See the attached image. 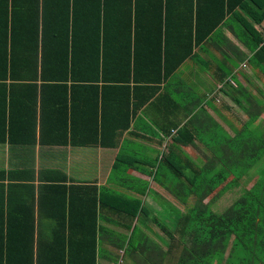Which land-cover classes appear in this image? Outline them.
I'll return each instance as SVG.
<instances>
[{"label": "trees", "instance_id": "1", "mask_svg": "<svg viewBox=\"0 0 264 264\" xmlns=\"http://www.w3.org/2000/svg\"><path fill=\"white\" fill-rule=\"evenodd\" d=\"M251 1L260 8L255 19H264V2ZM246 3L247 0H0V140L6 138V131L11 140L16 105L20 106L22 119L30 113L34 133L37 95L40 119L43 95L51 98V106H62L63 120L56 124L62 131L58 141L54 139L55 122L48 116L44 120L54 131L47 133L48 143L114 146L115 137L129 126L130 112L163 95L183 116L188 115L190 107L169 92L158 91L160 83L193 55L194 45L208 39L235 5L251 8ZM123 17L127 21V54L117 65V52L106 49L110 41L106 33L112 29L116 32L118 20ZM243 23L240 31L247 32L249 38L237 35L250 54L242 52L237 58L245 57L264 73V39L248 22ZM89 29L95 34L91 46L86 38ZM140 31L146 33L142 41L137 40ZM139 42L152 46L154 52L139 50ZM111 43L114 48L118 45L117 39ZM108 57L113 71L105 69ZM226 72L228 76L223 79ZM233 74L229 69L218 77L222 86H233L231 98L245 113L238 128L226 120L232 134L209 113L205 124H195L194 118L179 126L176 121L172 124L176 146L188 145L197 138L208 147L209 155L198 166L179 148L170 152L166 162L168 184L186 200L183 208L170 207V226L145 205L132 204L125 215H117L122 222L129 221L125 224L129 228L137 214L143 223L156 224L167 237L157 234L155 239L142 232L135 241L133 226L129 236L111 239L124 253L132 249L130 259L132 254L139 256L135 264H171L172 254L174 264H264V127L258 121L264 103ZM23 79L28 90L13 93L15 81ZM79 87H89L92 92L84 97ZM107 94L109 100L105 99ZM75 102L80 115L72 110ZM33 172L32 168L5 174L0 170V179L18 178L4 186L0 183V264H97L96 234L101 227L94 195L90 202L86 196L76 195L73 185L62 183L63 174L59 176L54 167L38 169L34 187ZM251 175L252 183L225 207L219 211L211 208V202L224 189ZM144 189L142 183L136 191L142 194ZM33 199L40 211L41 204L46 209L52 206L45 213L57 227L46 237L34 230ZM44 199L49 203H41ZM24 202L29 212L20 210L14 215L9 206ZM163 204L167 201L163 200ZM115 259L116 253L110 257L111 261Z\"/></svg>", "mask_w": 264, "mask_h": 264}, {"label": "crops", "instance_id": "2", "mask_svg": "<svg viewBox=\"0 0 264 264\" xmlns=\"http://www.w3.org/2000/svg\"><path fill=\"white\" fill-rule=\"evenodd\" d=\"M261 1L264 2V0ZM245 5H250L251 8L243 9L235 5L231 11L227 12L223 21L215 27L210 37L194 45L192 49L193 55L185 58L171 76L160 83V89L158 91L169 92L172 96H175L182 105L190 107V113L188 115L183 116L179 108L173 107L168 101L167 96L163 95L158 100L157 98H153L141 106H137L133 109V112H130L128 120L129 126L121 132L119 131V135L115 137L116 143L114 146L91 145L90 143L88 145H73L69 143H48L47 141L49 138L47 133H54V131H56L54 138L55 142L58 141L62 135V131L57 130L59 127L56 125L63 120L62 106H51L52 103H49L51 98L43 95V108L40 119L38 115L39 98L38 95L36 96L34 133L32 132V125L30 124V113L25 118V121V119H22L23 117H19L21 116V113L18 111L20 106L16 105L14 109L15 117L13 121V130L11 131L12 133H9L11 140L7 138V131L5 132L6 138H4L3 141L0 140V170L5 174L9 170L14 171L20 168H32L34 170V177L31 182L35 187L37 183L36 172L38 169L54 167L58 170L59 176L63 174L62 183H71L73 185L72 191L76 195H84L88 200L94 195L96 198V211L99 214L97 223L99 227H101L97 231L99 234H96L97 264H111L117 258L120 259L119 264H122L125 253L122 249H116L111 239L116 241L118 240L116 236H129L133 226L135 227L134 236H137V232H140V235L142 232H146L143 230V228H145V223L142 222L140 217L137 218V214L136 217L132 219L129 228L125 225L129 222L127 219L122 222L120 218L117 217V215L119 217L125 215L126 212L124 211L128 210L132 204L147 206L155 216L157 211L160 212L166 209V217L169 216L168 211H170L171 206H174V203L170 202L165 196L163 197L160 195L159 191L164 189L166 192L172 194L173 189L168 184L169 166L166 162L169 159V154L170 156L172 155L170 152L175 150L176 147L183 151V146L179 143L176 146L174 142L175 127L172 126L173 122H178L179 126L187 120L194 118L193 121L195 124H205L207 114L209 113L212 118L223 125L221 120H227V118H225V113H223L219 107L223 106L229 108V104L222 103L221 105L215 106L214 98H217V94L227 99L230 103L234 101L230 95V93L233 92L231 91L233 86L230 87L229 84H223L222 86V83L218 80L222 71L231 69L238 82H241V84L245 86V89L251 93L252 91L248 88V85L246 83L244 84V82L236 76V72L246 74V81L250 83L251 88L252 84L257 85L254 76L258 75V73L248 75L245 70L242 71V64H245L244 68L247 67V61L245 57L242 60H238L237 56L242 52L248 56L250 50L239 39L237 34L248 40L249 34L247 32H243L242 34V31H240V27L244 24L243 22L246 21L258 32V35L264 39V19L259 21L255 19L259 16L258 11L260 8L252 3L251 0H247ZM126 22L125 17L119 19L117 31L115 32L114 29H112V31L106 33L107 40H110L106 43L108 44L106 49H108L110 53L117 52V65L125 59L127 54V45L125 44L127 39L125 30ZM137 34V40L142 41L146 33L140 31ZM86 38L88 42L90 41L91 46L95 40V34L92 30L89 29L86 31ZM115 39L118 41L116 48H114L113 43H111ZM149 39L151 40L152 38L150 37ZM137 46L139 50L154 52L152 46H144L141 42H139ZM208 51H210L214 57L205 54ZM228 59L230 60L228 61ZM107 60L105 69L111 71L115 70L110 62V57H108ZM184 65H187V68H189L191 72L188 77L190 76L195 79L189 81L188 85L185 87L183 81L187 73H179ZM223 65H225V67H223ZM250 67H252L249 68L250 70L259 71L256 66L250 65ZM227 76L228 73L226 72L223 79ZM26 82V79L16 80L13 93L18 95L24 94L25 90H28V86H25ZM217 82H219L220 88L216 86ZM5 83H8V81H5ZM97 84L100 83L97 82ZM47 89L48 88H46V90ZM1 90L2 87L0 86V92ZM257 90L260 93L264 92V81L262 84L260 83L257 85ZM79 91H82V96L85 97L88 93L91 94L92 89H89V87H79ZM183 91V98L176 95ZM53 92H55V90ZM105 97L106 100L110 98L108 94L105 95ZM259 99L264 103V95L259 97ZM88 101L93 102L92 98H89ZM15 103L18 104L17 102ZM20 103L23 102L20 101L19 104ZM97 103L99 104V101ZM28 104H31V102H28ZM78 107L77 102H75L72 106V110L75 114L80 115L78 112L79 110H77ZM85 111L86 110H84V112ZM51 112L54 114L51 115ZM195 113H197V115H195ZM89 114H91V111H89ZM47 116L55 122L54 131H52L50 124L44 121ZM220 118L221 120H218ZM110 141H112V139H110ZM193 141H195V139H193ZM191 144H193V142L188 145ZM118 158L119 160L116 163ZM115 163L117 165H115ZM114 165L118 166V168H113ZM74 168L76 171H74ZM78 168L81 171V175L77 174ZM164 168L167 170H163ZM84 171L86 175H83ZM17 180L18 178L7 180V178L4 177L0 179V183L4 186L6 182H15ZM142 183H145V189L141 194L136 190L141 188ZM147 198L151 200L150 203H146L145 200H147ZM163 200L167 201V204H163ZM126 202H128V204ZM24 203L15 206L10 205L9 208L13 213L15 212L14 215L20 210L23 213H27L29 212V208H27L28 203ZM41 203H49V201H45L44 199ZM41 206L42 208L40 211L39 208H37L36 200L33 199L32 210L34 215V230L43 232V237H46L47 232L54 231L57 227V223L54 219H50V216H47L45 213L46 210H52V206L47 205V209L45 204H41ZM118 211L123 212L118 214ZM14 224L15 223L10 227H13ZM146 228L147 231L151 230L150 226H146ZM51 235L52 234L48 235V237L51 238ZM140 238V236L134 237V240L137 241V239ZM116 251L118 253H116ZM115 253L117 258L111 261L110 257ZM125 257L126 260L130 258V256Z\"/></svg>", "mask_w": 264, "mask_h": 264}, {"label": "rangeland", "instance_id": "3", "mask_svg": "<svg viewBox=\"0 0 264 264\" xmlns=\"http://www.w3.org/2000/svg\"><path fill=\"white\" fill-rule=\"evenodd\" d=\"M205 54L209 55L210 57H214L213 54H211L210 51L206 52ZM229 60L230 59H228V61ZM242 65H243L242 66V68H243L242 71L245 70L246 73H248V75L257 74L258 73V75L254 76V80L257 83V85L260 84V83L261 84L263 83L264 75H263L262 72H259L258 70H256L257 72L254 71V70H250L249 68H252V67H250V62H247V67H248L249 70L247 69V67L244 68L245 64H242ZM223 67H225V65H223ZM182 72H186L187 73L186 75L184 74L185 75V77H184L185 80L183 81V85L185 87V86L188 85L189 81H193L195 79L191 78L190 76L188 77V75L191 74V72L189 71V68H187V65H184L182 67V70L179 73H182ZM236 76L239 77V79L242 82H244V84L246 83L248 85V88L252 91V93H255L259 97H262L264 95V92H262V93L258 92L257 85H253L252 84V88H251L250 83H248L246 81V74L245 73L241 74L240 72H236ZM230 82H232V81L230 80ZM232 84H234V82ZM216 86H220L219 82L216 83ZM176 95L179 96L180 98H183L184 97V91L180 92V93H178ZM216 97L217 98H214L215 106L221 105L222 103L223 104H227L228 103L229 104L228 105L229 108H225L223 106H221L219 108H220V110L223 113H225L224 114L226 116L225 118H227V120L230 121V124H232L236 128L240 127L241 124L244 121L245 113L242 110H240L238 108V106L234 102L230 103L229 101H227V99H224V97L218 96L217 94H216ZM218 120H221V118L218 119ZM259 120H260L261 125H263V127H264V108L261 110V112L259 114L258 121ZM221 122H222L224 128L226 130H228L229 133L232 134V130H231L229 124H227L226 120H221ZM180 145H182V144H180ZM182 146L181 147H182L183 151L186 153V155L198 166L204 162L205 156L209 155L208 147L205 146L203 143H201L197 138L195 139V141H193V144H191V145H182ZM74 165H76V164H74ZM76 168H77V166H76ZM74 171H76L75 168H74ZM77 174L81 175V171H80L79 168L77 169ZM83 175H86L85 171H84ZM253 179H254V176L251 175L250 177L244 178L242 180H239V181L233 183L232 185H229L226 189L223 190L222 193L219 194V196L214 201L211 202V204H210L211 208L213 210H218V211L221 210L229 202H231L237 196L238 193H240L244 188L249 186L252 183ZM159 193H160V195H162L163 197L165 196L170 202L174 203V205H177L180 208H183V205L186 202V200L183 197H181V195L179 193L175 192L174 190H172V194L166 192L164 189H162V191H159ZM207 198H208V196L205 197V200ZM145 201H146V203H150L151 202V200L149 198H147V200H145ZM187 201L189 203L192 202V198L189 197L187 199ZM166 212H167L166 209L163 210V211H160V212L157 211L156 212V217L160 221H162L164 223H167V225L170 226L169 221H171V220H168V218L166 217ZM139 223H140V221H139ZM144 226H145V228H143V230L146 231L149 234L150 237H154L155 238V235L158 234V235H161V237H163L164 239L167 238L161 232L159 227L156 224H153L151 221L148 222V223H145ZM146 226H150L151 230L147 231ZM139 235H140V232H137V236H139ZM137 236H135V237H137ZM116 237H118V236H116ZM131 252H132V249H130L129 252H127V251L125 252V255L123 256L124 260H123L122 264H135V261L137 259H140L139 256L132 254V258L131 259L127 258V260H126L125 256L128 257L131 254ZM116 253H118V252L116 251ZM174 262H175V255L172 254L171 259H170V263L174 264Z\"/></svg>", "mask_w": 264, "mask_h": 264}, {"label": "built area", "instance_id": "4", "mask_svg": "<svg viewBox=\"0 0 264 264\" xmlns=\"http://www.w3.org/2000/svg\"><path fill=\"white\" fill-rule=\"evenodd\" d=\"M120 263V259H116L114 262H112L111 264H119Z\"/></svg>", "mask_w": 264, "mask_h": 264}]
</instances>
